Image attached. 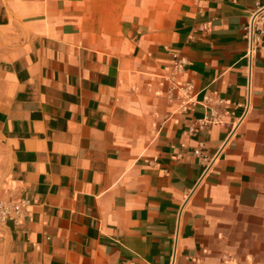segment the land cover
Instances as JSON below:
<instances>
[{"label":"crops","instance_id":"1","mask_svg":"<svg viewBox=\"0 0 264 264\" xmlns=\"http://www.w3.org/2000/svg\"><path fill=\"white\" fill-rule=\"evenodd\" d=\"M263 9L0 0V264H264Z\"/></svg>","mask_w":264,"mask_h":264},{"label":"built area","instance_id":"2","mask_svg":"<svg viewBox=\"0 0 264 264\" xmlns=\"http://www.w3.org/2000/svg\"><path fill=\"white\" fill-rule=\"evenodd\" d=\"M264 27V9L257 10L250 18V21L246 25L245 32L247 36V41L249 43V55L252 54L254 50V43L256 41L255 34L262 32ZM185 58L180 56L178 53L172 55V66H171V80H174L177 75H182L184 68L186 66ZM184 93L192 90V86L189 82L181 87ZM27 201L24 199H19L17 201L11 200H0V227L6 224L8 221L19 224V222L24 218V207Z\"/></svg>","mask_w":264,"mask_h":264}]
</instances>
